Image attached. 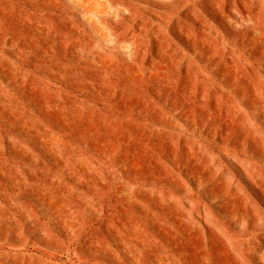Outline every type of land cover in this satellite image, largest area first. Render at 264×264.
<instances>
[{
    "label": "rangeland",
    "instance_id": "rangeland-1",
    "mask_svg": "<svg viewBox=\"0 0 264 264\" xmlns=\"http://www.w3.org/2000/svg\"><path fill=\"white\" fill-rule=\"evenodd\" d=\"M263 21L0 0V264H264Z\"/></svg>",
    "mask_w": 264,
    "mask_h": 264
},
{
    "label": "bare ground",
    "instance_id": "bare-ground-1",
    "mask_svg": "<svg viewBox=\"0 0 264 264\" xmlns=\"http://www.w3.org/2000/svg\"><path fill=\"white\" fill-rule=\"evenodd\" d=\"M245 2V1H244ZM231 9V5H228L226 8H225V10L227 11V10H230ZM226 14V13H225ZM261 15V14H260ZM259 15V16H260ZM249 19V18H248ZM251 19V18H250ZM243 21V20H242ZM244 22V21H243ZM250 22V21H249ZM261 26H263L264 27V21L262 22V24H261ZM253 32V31H252ZM255 33V32H254ZM260 36V35H259ZM233 53V52H232ZM169 58V57H168ZM239 58V57H238ZM245 59V58H244ZM245 61V60H244ZM172 63V62H171ZM241 63V62H240ZM234 67V66H233ZM232 67V68H233ZM159 72V71H158ZM157 72V73H158ZM235 72V71H234ZM149 74V73H148ZM147 75V74H146ZM148 76V75H147ZM261 80V79H260ZM253 82V81H252ZM138 89V88H137ZM144 89V88H143ZM189 95H192L193 94V91L192 90H190L189 92ZM192 103V102H191ZM191 107H192V104H191ZM203 244H204V242H203ZM224 244V243H223ZM189 246H191V247H193L192 245H189ZM226 247V246H225ZM187 249L188 250H191V248L190 247H187ZM195 249V248H194ZM223 250H224V248H223ZM222 250V251H223ZM226 250V249H225ZM228 250V249H227ZM230 250V249H229ZM228 250V251H229ZM214 251V250H213ZM213 253H215V252H213ZM218 253V252H217ZM149 255H150V259L152 260V262L153 261H159V262H162L163 261V257L161 256V255H159V254H157V253H154L153 251H150V253H149ZM187 257H188V255L187 254H183V256H180V255H170V256H168L167 258H168V260H173V262H174V264H186L185 262H186V259H187Z\"/></svg>",
    "mask_w": 264,
    "mask_h": 264
}]
</instances>
